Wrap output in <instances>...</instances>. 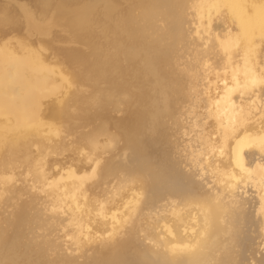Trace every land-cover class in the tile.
<instances>
[{"label":"bare ground","instance_id":"1","mask_svg":"<svg viewBox=\"0 0 264 264\" xmlns=\"http://www.w3.org/2000/svg\"><path fill=\"white\" fill-rule=\"evenodd\" d=\"M94 1L60 5L54 13L74 16L66 22V66L57 62L61 53L50 50L47 23L37 26L43 28L34 30L32 41L4 42L8 30H0V168L8 162L17 171L27 163L36 179L64 198L62 212L69 221L58 239L68 255L85 257L80 264H243L245 209L238 197L250 183L255 195L246 203L264 232V117L253 110L264 90V0H172L175 8L186 5L197 17L192 30L181 28L187 41L176 57L169 48L176 29L170 22L123 25L129 29L127 43L159 46L161 61H174L166 63L162 82L187 91L175 101L179 138L188 145L183 147L192 176L206 175L215 183L205 188L182 174L190 181L184 185L156 169L145 178L146 188L172 185L193 195L188 206L162 208L145 202L142 183L130 189L122 185L128 166L144 160L141 127L154 91L129 61L138 55L133 48L102 45V35L113 34L102 26V16L93 31L83 29ZM223 15L228 29L220 33L214 20ZM236 52L242 57L232 62ZM110 91L124 95L119 105L109 102ZM56 118L68 123L63 135L52 127ZM68 134L74 137L68 140ZM58 148L66 155L49 159L50 149ZM252 151L259 155L253 158ZM25 189V198L12 203L17 218L35 199ZM50 252L53 259L58 256L55 249Z\"/></svg>","mask_w":264,"mask_h":264},{"label":"rangeland","instance_id":"2","mask_svg":"<svg viewBox=\"0 0 264 264\" xmlns=\"http://www.w3.org/2000/svg\"><path fill=\"white\" fill-rule=\"evenodd\" d=\"M91 1L93 0H0V30H8L9 37L4 42L18 43L21 41L35 40L36 36L33 34L34 30L43 28L42 26L38 28V25L47 23L43 29L46 30L48 38H50V50L54 53H57L56 51L58 50L61 54H59V59L56 58L57 62L60 66L62 64V66H66L65 48L67 49L68 46L66 39L70 36V32L66 27V22L72 21L74 16L64 14H61L63 17L61 15L54 16V13L57 12L60 5L74 8V6L78 4L81 5L84 4V2L89 3ZM110 1L111 3H107L105 0H96L92 2L89 23L86 25L87 27L84 26L85 28L83 29L86 31H93L96 28L95 22L97 21V17L102 16L104 19L101 22L102 26L104 27L106 24L113 33L111 34L112 36L109 37L107 35H102V45L111 49H118L117 46H120L117 51H122L123 46L133 48L138 55H133V57L130 56L129 61L134 62L131 64L142 71L141 78L144 82H152L151 85L153 87H150V90L152 92L154 91V97L141 127L143 139L141 140L142 145L140 144V147L143 149L142 158L144 160L138 164L128 166L122 174L124 178L122 185H125V189H130L134 185L141 183L145 186L146 181L149 182V180H145V178H147L151 172L159 169L164 176L169 177V175L172 174L175 179L179 180L184 185H189L190 181L185 179L182 174H189L190 178H192V182L201 183L205 188H213L215 183L206 175L202 176L197 174V176H192L190 161L187 160L188 154L184 149V147H188V145L186 142L184 143L183 138H179L181 129L179 128L178 121L175 120L177 116V105L175 101L178 95L185 96L187 91L184 89L180 91L179 87L173 90L170 86L164 85L162 82V80L165 79L166 69L168 68L166 63L172 64L174 61L168 59L166 63H163L159 54V46L148 45L142 41L139 42V46L137 47H134V43L136 42H133V44L132 42L127 43V41L130 40L129 29L123 26L125 23L131 22L139 25L146 20L153 22L157 21L159 24H161L162 21L165 23L170 22L176 29L172 33L174 36L169 41V48L173 55L172 57H176L175 55L181 52L180 47L184 46L187 41L185 39L186 36H184L181 30L184 29L185 32L190 31L192 27L196 26L197 17L195 16V11L186 5H184L183 9L175 8L172 0L166 2L164 0ZM13 8L14 10H12ZM150 15L152 16L151 19H149ZM224 15L223 17L218 16L214 20V25L219 27L218 31L220 33H224L228 29V27H226L228 24L223 22ZM124 27L128 31H125ZM102 29L104 32L105 28ZM74 32L78 33L79 29H76ZM114 34L115 37H113ZM113 40L115 42H113ZM114 43L118 45L115 44L116 46H114ZM238 53L241 55L242 52H236V55L234 54V58L231 60L232 62L242 57L239 56ZM56 83L59 85L63 82L56 81ZM158 90L160 92L159 96L155 95ZM110 93L114 94H109L111 98L108 97L109 102L116 101L113 105H119L118 101L120 98L124 97V95L117 91H110ZM262 93V97L260 96L261 98H255V101H258V106L256 105L257 108L253 109L257 110L256 117H264V90ZM113 95L115 97H113ZM252 102L254 101H250V104ZM256 102H254V104ZM260 110L262 111L260 112ZM117 115H123V111H119ZM51 124L54 130H60V135H63V130L68 126V123L64 122L63 119L57 118ZM90 127L91 126L83 127L81 129L85 130V128H87L86 130H89ZM47 132L53 134L50 128H48ZM66 137L70 140L74 135L68 134ZM175 138L178 142L175 141ZM108 139L112 141V143L116 142V140L111 138ZM66 153L67 152L62 148L50 149L49 159H54L55 157L61 158L65 156ZM251 153L253 158L259 155L256 151H252ZM7 164L8 162H6L5 166L0 168V264H80L84 262L85 257L78 259V253L76 252L68 255V251L65 250L66 246L64 242L58 239V235H61L64 227L69 221L66 214L62 212L64 198L59 196L55 190L48 187L42 179H36L33 172L29 170L27 163H22L17 171H12L13 169L9 168ZM250 184L252 185V183ZM250 184L249 187L246 186L240 190V196L238 197V199L242 198L243 207L245 209V215L240 225L243 237V245L241 246L243 264H263L264 232L260 228L258 218L255 217V209H251V204L246 203V201L249 202L255 195V190L252 189L253 187ZM25 187L28 188V196H33L35 199L32 200L28 212L17 218V210L14 209L12 203L16 202L19 199L18 197L25 198L22 195L23 189L24 191L26 190ZM16 188L18 192H16ZM190 195L193 197L190 191L177 189L172 185H163L159 190L152 189L148 185L145 189L144 198L146 199L145 202H148L147 204L153 205L154 207H183L190 205ZM146 207V212L151 210L150 206L147 205ZM135 239L138 245L145 246V244L140 241L139 234L136 235ZM70 247L72 250H75L76 245L73 244ZM53 249H55L58 255L54 259L50 256V250ZM87 256L90 258L92 253L87 252Z\"/></svg>","mask_w":264,"mask_h":264}]
</instances>
